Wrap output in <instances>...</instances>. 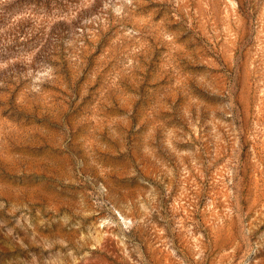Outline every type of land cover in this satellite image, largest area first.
I'll return each instance as SVG.
<instances>
[{"label":"rangeland","instance_id":"obj_1","mask_svg":"<svg viewBox=\"0 0 264 264\" xmlns=\"http://www.w3.org/2000/svg\"><path fill=\"white\" fill-rule=\"evenodd\" d=\"M0 264H264V0H0Z\"/></svg>","mask_w":264,"mask_h":264}]
</instances>
